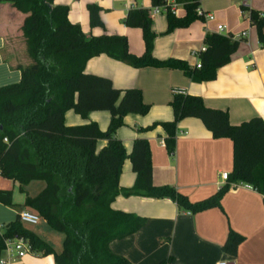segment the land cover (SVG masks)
<instances>
[{"label": "trees", "instance_id": "1", "mask_svg": "<svg viewBox=\"0 0 264 264\" xmlns=\"http://www.w3.org/2000/svg\"><path fill=\"white\" fill-rule=\"evenodd\" d=\"M55 0H10L24 15L21 32L32 64L21 69L19 83L0 88V176L17 183L22 190L33 182L44 188L35 197L26 196L24 206L35 213L54 232L63 235L62 250L52 248L24 228L18 220L8 224L0 235V254L4 240L23 238L33 254L53 256L54 264H131L113 254L109 244L126 239L146 220L112 210L119 196L168 199L191 214L218 208L230 184L250 186L264 199V121L252 118L238 126L229 123L228 114L209 109L197 96L174 95L170 107L173 120L154 124L165 134V147L173 152L177 125L185 119L199 120L215 140L232 143V170L218 192L201 202L191 203L173 188L156 187L152 182L149 145L134 141L127 156L116 131L127 115L144 116L149 107L137 89L120 91L109 79L85 73L89 60L106 56L133 69L180 70L192 83L212 82L218 69L230 62L239 41L220 34L207 35L205 51L199 54L200 69L179 60L159 61L152 56L155 35L148 10L130 11L124 25L140 29L144 52L130 53L125 36L102 34L86 38L78 25L68 20V8L54 6ZM165 0H153V7ZM197 0L184 7L185 15H167V33L187 28L199 17ZM254 27L259 47L264 49V14L242 7ZM89 24L101 28L99 8L88 7ZM73 111L81 119L93 112H107L110 121L105 132L95 123L66 126L65 114ZM6 140V142H5ZM105 145L98 151L97 143ZM131 164L135 181L130 189L119 188L124 161ZM0 203L11 206V194L0 193ZM244 240L229 232L222 251L235 257ZM171 258L159 264H170Z\"/></svg>", "mask_w": 264, "mask_h": 264}, {"label": "crops", "instance_id": "2", "mask_svg": "<svg viewBox=\"0 0 264 264\" xmlns=\"http://www.w3.org/2000/svg\"><path fill=\"white\" fill-rule=\"evenodd\" d=\"M153 0H55L54 6L68 8V20L78 25L86 38L108 35L125 36L130 53L141 56L144 52L142 32L124 25L130 11L150 10ZM177 17L185 15L184 7L193 0H176ZM198 8L213 16L212 21L202 18L187 28L167 33V15L151 18L155 35L152 56L159 61L179 60L190 68L196 64L193 52L204 46L207 35L220 34L237 37V51L230 62L216 72L212 82L192 83L180 70L144 68L133 69L106 56L89 60L85 73L109 79L120 91L137 89L142 101L149 107L146 115H127L115 137L128 156L137 139L147 141L151 155L152 182L156 187L167 186L184 195L191 203L201 202L214 196L223 186L221 173L232 170V143L227 139L215 140L202 123L185 119L178 123L173 152L165 147L166 134L154 124L173 120L170 107L174 92L200 97L209 109L228 114L229 123L238 126L252 118L264 121V49L258 44L248 13L242 7L264 14V0H197ZM99 8L101 28H91L88 7ZM24 15L16 11L10 0H0V88L19 83L21 69L32 61L28 57L21 32ZM218 26L225 27L223 33ZM66 126H83L95 123L105 132L110 115L93 112L81 119L73 111L64 117ZM104 141L97 143L99 151ZM135 181L131 164L126 159L119 177V188L130 189ZM42 182H33L22 190L20 186L0 176V193L11 194V206L0 203V225L6 226L17 220L26 196L35 197L44 188ZM112 210L133 214L146 220L142 229L134 235L109 244V250L126 258L131 264H159L172 259L170 264H264V199L253 190L238 187L223 195L219 207L191 214L178 208L168 199H147L119 195L111 205ZM42 221V220H41ZM43 222V221H42ZM44 223V222H43ZM45 226H24L54 253L62 250L63 238L56 236ZM244 240L237 247L235 257L223 253L222 246L229 232ZM3 253L0 254V258ZM15 264H54L53 256L42 257L28 254Z\"/></svg>", "mask_w": 264, "mask_h": 264}, {"label": "built area", "instance_id": "3", "mask_svg": "<svg viewBox=\"0 0 264 264\" xmlns=\"http://www.w3.org/2000/svg\"><path fill=\"white\" fill-rule=\"evenodd\" d=\"M179 10V5L177 4L176 0H165V3L162 6L158 7H152L149 10V16L150 18L157 16L161 13L164 14H171L173 16L177 17V13ZM196 15L199 18H202L205 22L206 21H212L213 16L210 14L204 13L200 8L196 9ZM217 31L219 33H223L225 31V27L218 26ZM245 34H242L241 36L237 37H231L232 40L239 41L240 39L244 38ZM205 51V47L203 46L199 52H193L191 56L195 58L196 64L195 68L200 69V60H199V54ZM175 95H184L183 92H174ZM6 142V140H5ZM220 180L223 184V186L226 184L228 179L227 173H221L220 174ZM238 187H242L244 189L253 190L248 185L243 184H230V189H236ZM254 191V190H253ZM17 220L19 223L25 226H37L39 222L41 221L40 217L36 215L35 213H32L28 210L21 211L18 214ZM3 227L0 225V235ZM28 254H33L31 247L29 243L24 240L23 238H14V239H5L4 240V249H3V257L0 258V264H15L18 260L22 259ZM218 264H227L226 262H219Z\"/></svg>", "mask_w": 264, "mask_h": 264}, {"label": "rangeland", "instance_id": "4", "mask_svg": "<svg viewBox=\"0 0 264 264\" xmlns=\"http://www.w3.org/2000/svg\"><path fill=\"white\" fill-rule=\"evenodd\" d=\"M38 226L39 227H42V226H45V225H44V223L42 221H40L39 224H38ZM2 227H3V229H2V231H3L4 230V226H2ZM54 234H56V236H59L60 238H63V235H61L60 233H54Z\"/></svg>", "mask_w": 264, "mask_h": 264}]
</instances>
